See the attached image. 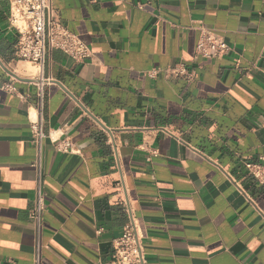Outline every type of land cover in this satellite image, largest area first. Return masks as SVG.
Segmentation results:
<instances>
[{
	"label": "crops",
	"instance_id": "crops-1",
	"mask_svg": "<svg viewBox=\"0 0 264 264\" xmlns=\"http://www.w3.org/2000/svg\"><path fill=\"white\" fill-rule=\"evenodd\" d=\"M91 51L47 53L41 177L29 112L36 68L17 55L10 0H0V264H108L129 222L147 264H264V188L245 174L264 163V0H52ZM231 51L196 54L199 29ZM183 63L192 79H152ZM14 82L17 92L3 88ZM79 153L57 152L51 136ZM38 187L42 224L30 217Z\"/></svg>",
	"mask_w": 264,
	"mask_h": 264
},
{
	"label": "built area",
	"instance_id": "built-area-1",
	"mask_svg": "<svg viewBox=\"0 0 264 264\" xmlns=\"http://www.w3.org/2000/svg\"><path fill=\"white\" fill-rule=\"evenodd\" d=\"M10 3V25L18 35V58L33 64L36 68V75L32 81L37 87L38 104L36 109L31 110L28 114L31 143L37 151L33 167L41 177L42 144L48 137L44 130L42 114L45 89L54 82L52 79L44 77L47 53L50 49H56L77 62H85L92 57V51L87 44L64 24L62 18L54 10L52 0H10ZM199 32L196 49L197 56L204 59H216L231 51V47L226 40L214 30L201 27ZM160 74H163L166 78L192 79L194 76V73L183 63L175 67L151 69L145 72V75L152 79ZM3 88L9 92H17L16 85L12 81L5 83ZM50 138L57 152L66 154L80 152L69 138H62L59 135H54ZM244 170L245 174L253 179L257 187L264 188V163L246 161ZM228 177L246 199L247 203L264 217V212L260 210L255 197L241 185V181L230 175ZM44 210V193L41 187H38L36 204L30 213L37 230L41 228ZM125 211L130 217L129 222L122 234L112 241L113 256L108 264H147L143 236L128 204L125 205ZM34 264H41V249L39 245L36 246Z\"/></svg>",
	"mask_w": 264,
	"mask_h": 264
}]
</instances>
